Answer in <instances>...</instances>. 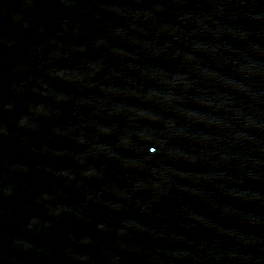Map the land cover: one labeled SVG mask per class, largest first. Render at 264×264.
I'll return each instance as SVG.
<instances>
[{"label": "water", "instance_id": "1", "mask_svg": "<svg viewBox=\"0 0 264 264\" xmlns=\"http://www.w3.org/2000/svg\"><path fill=\"white\" fill-rule=\"evenodd\" d=\"M0 264H264V0H0Z\"/></svg>", "mask_w": 264, "mask_h": 264}]
</instances>
